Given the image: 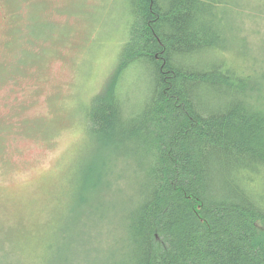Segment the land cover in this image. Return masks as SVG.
Instances as JSON below:
<instances>
[{
    "label": "trees",
    "instance_id": "16d2710c",
    "mask_svg": "<svg viewBox=\"0 0 264 264\" xmlns=\"http://www.w3.org/2000/svg\"><path fill=\"white\" fill-rule=\"evenodd\" d=\"M234 1L130 0L129 38L86 110L108 159L86 177L80 211L92 214L85 205L108 187L110 164L130 160L136 177L129 194L101 198L96 214L113 211L117 225L113 236L102 230L117 249L104 264H264V66L239 67L223 52ZM138 64L152 79L139 107L121 92Z\"/></svg>",
    "mask_w": 264,
    "mask_h": 264
},
{
    "label": "rangeland",
    "instance_id": "374dc122",
    "mask_svg": "<svg viewBox=\"0 0 264 264\" xmlns=\"http://www.w3.org/2000/svg\"><path fill=\"white\" fill-rule=\"evenodd\" d=\"M233 3L223 52L239 67L264 66V0H244L243 11L241 0ZM131 19L130 0H0V259L104 264L117 256L103 232L117 231L114 212L103 221L96 212L106 206L102 197L131 192V161L109 165L108 187L85 205L92 214L78 202L91 169L102 171L108 159L86 110L117 66ZM151 86L138 64L122 96L139 107Z\"/></svg>",
    "mask_w": 264,
    "mask_h": 264
}]
</instances>
